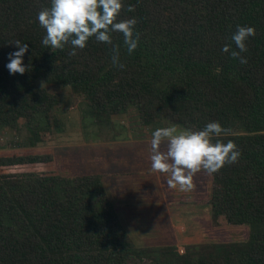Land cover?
Listing matches in <instances>:
<instances>
[{"label":"trees","instance_id":"1","mask_svg":"<svg viewBox=\"0 0 264 264\" xmlns=\"http://www.w3.org/2000/svg\"><path fill=\"white\" fill-rule=\"evenodd\" d=\"M124 5L117 19H137L139 43L129 54L123 34L112 33L121 69L112 63L113 45L95 38L75 56L70 44L42 45L37 14L51 0H0V128L23 125L28 144L52 140L62 120L49 88L68 85L97 121L127 107L157 128L199 130L219 121L230 131L213 139L233 140L239 161L199 177L208 221L179 251L173 243L133 245L97 173L59 169L45 146L0 149V264H264V0ZM237 25L256 30L240 53L246 64L230 54L239 51L231 40ZM16 40L28 44L24 75L6 68ZM220 224L242 225L245 235L218 238Z\"/></svg>","mask_w":264,"mask_h":264},{"label":"rangeland","instance_id":"2","mask_svg":"<svg viewBox=\"0 0 264 264\" xmlns=\"http://www.w3.org/2000/svg\"><path fill=\"white\" fill-rule=\"evenodd\" d=\"M35 81L39 86L43 83L40 75L35 78ZM49 89L57 92L58 95V102L53 110L62 120L61 129L53 133L52 140L45 139L28 144L23 125L18 124L16 128L2 127L0 128V149L45 146L56 157L59 169L68 171L70 167L76 172L102 170L103 185L114 207L116 206L115 211L119 221L128 232L133 245L173 243L178 250H181L184 243L197 241L208 221V206L198 198V189L193 192L192 197L186 194L179 199L185 202V207L189 206L186 203L197 202L194 205L196 210H192L193 214L186 209L180 215L173 212L171 218L165 214L154 216L155 210L161 211L160 205L158 201H155L148 208L146 203L147 200H151V197L147 196L146 191L157 190L158 182L155 172L151 170L150 154L146 150V145L136 143L135 146L145 156L142 164L135 162L132 164L131 162L136 160L128 158L125 164L116 166L110 159L112 149L109 142L112 137L116 140L152 139V132L157 127L142 124L132 107L111 113L110 121H97L90 116L85 101L75 95L68 85L58 87L53 85ZM171 125H175L178 130L185 129L178 123L169 126ZM164 147L162 145L161 150ZM152 194L156 196L157 191ZM112 198L116 199L112 200ZM178 198L180 196L175 195L174 200ZM114 201H117V204ZM168 207L171 208V206ZM192 215L195 216L196 221L192 220ZM160 217L164 221L161 222ZM213 232L218 238H240L245 235L246 229L242 225L220 224ZM131 259L135 260V257L132 256Z\"/></svg>","mask_w":264,"mask_h":264},{"label":"clouds","instance_id":"3","mask_svg":"<svg viewBox=\"0 0 264 264\" xmlns=\"http://www.w3.org/2000/svg\"><path fill=\"white\" fill-rule=\"evenodd\" d=\"M124 9V0H51V6L42 8L37 14L40 27L46 31L41 43L45 47L60 50L70 44L72 50L69 55L75 56L77 49L83 50L92 38L98 43L113 45L112 33L119 32L123 34L124 45L131 54L139 43V34L134 31L137 19L132 17L118 20ZM126 10L133 12L135 7L128 5ZM255 34L254 26L237 25L231 40L239 51L230 52L228 44L221 50L230 52L233 58L246 64L247 58L240 53L247 52L246 41ZM12 44L17 50L8 53L6 68L10 75H24L29 71V65L24 64L28 44L20 40ZM112 52L113 65L124 68L119 62V45H113ZM229 131L219 121L209 122L199 130H178L175 125L158 127L152 132L151 170L170 173L169 187L176 188L179 185L181 191H191L195 187L194 176L201 170L211 175L226 164L239 161L241 152L233 140L224 143L213 139L222 133L227 135ZM162 145L166 150H161Z\"/></svg>","mask_w":264,"mask_h":264},{"label":"crops","instance_id":"4","mask_svg":"<svg viewBox=\"0 0 264 264\" xmlns=\"http://www.w3.org/2000/svg\"><path fill=\"white\" fill-rule=\"evenodd\" d=\"M140 141H142L143 143H141ZM110 146H111V156L110 159L113 162L114 165H119V164H125V161L128 160V158H134L136 161L131 162L132 164H142L144 161L143 159L145 158L144 154L139 152V149H137L136 143H140V144H145L146 145V150L149 152L150 156L152 155V150H151V139L150 138H146L145 140H135V139H124V140H116L113 137L110 139ZM133 147L134 149L130 148ZM162 150H166L165 147L162 148ZM110 161V162H111ZM135 162V163H134ZM88 171H92V170H88ZM95 172L99 175L101 182L103 184V180H102V176H101V172L98 171H92ZM205 174L204 170H201L200 172H198L193 179V183L195 184V187L193 190L191 191H181L179 185H177L176 188H171L168 185V180L171 179V175L170 173H160V172H155L156 175V179H157V194L156 196L153 195V192L150 191H146L147 196L151 197V200H147V207H150V204H154L155 201H158L159 205H160V209L161 211H154V216H156L157 214L160 215H167L171 218V214L174 212L175 214H182L184 213V210L187 209V211L191 214L192 210H196V207H194V205L197 204L196 201L194 202H189L186 203L188 207L184 206L185 202L179 201V199H181L182 197H184V195L188 194L189 197H192L193 192L197 190L198 187V181H199V177L203 176ZM104 187V185H103ZM105 189V187H104ZM106 190V189H105ZM153 190V189H152ZM109 199L111 198L109 196L108 191L106 190ZM179 195L180 198H178L177 200H174L175 195ZM154 198H157V200H153ZM116 198H112V200H114ZM113 202V201H112ZM117 204V201H114ZM185 204V205H186ZM206 204V203H205ZM168 206H171V208H169ZM116 208V206L114 207ZM118 215V214H117ZM195 215V214H194ZM192 215V220L196 221L195 216ZM119 218V216H118ZM161 218V217H160ZM164 221V219L161 218V222ZM128 233V232H127Z\"/></svg>","mask_w":264,"mask_h":264},{"label":"built area","instance_id":"5","mask_svg":"<svg viewBox=\"0 0 264 264\" xmlns=\"http://www.w3.org/2000/svg\"><path fill=\"white\" fill-rule=\"evenodd\" d=\"M180 250V249H179Z\"/></svg>","mask_w":264,"mask_h":264}]
</instances>
